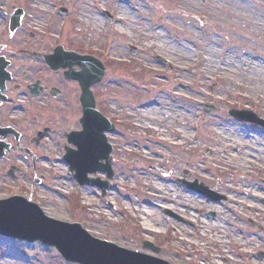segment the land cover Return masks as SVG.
Segmentation results:
<instances>
[{"label": "rangeland", "instance_id": "374dc122", "mask_svg": "<svg viewBox=\"0 0 264 264\" xmlns=\"http://www.w3.org/2000/svg\"><path fill=\"white\" fill-rule=\"evenodd\" d=\"M2 3L9 11L13 4L27 7L18 33L32 32L39 45L56 43L104 62L106 75L94 91L116 131L108 134L114 177L103 195L97 187L79 185L64 160L65 145L74 147L66 133L80 128L78 106H71L64 120L50 121L54 131L39 147L32 139L44 120L22 117L26 133L19 144L29 152L15 149L0 159V199L25 197L49 209L51 218L79 222L98 239L171 264H264V219L224 205L238 185L264 192V163L248 167L242 157L247 140L264 144V130L228 113L247 108L264 117V0ZM61 7L68 9L67 17L59 14ZM121 10L130 17L122 19ZM107 11L115 15L112 25ZM1 18L0 36L9 32V20ZM161 41L176 50L177 45L188 47L191 54L175 58L158 49ZM207 61L214 62L213 70L206 69ZM153 103L155 109L177 111L180 124L147 116ZM205 103L220 110L206 116ZM261 157L264 161V153ZM14 165L20 169L16 179L8 174ZM89 177L107 180L105 173ZM183 181L204 184L222 198H206ZM161 184L188 203L177 207L158 198L155 187ZM150 199L161 206L154 216L146 212ZM213 204L215 210H208ZM218 234L225 239L219 241ZM145 241L161 252L144 248ZM7 263L70 264L42 243L0 236V264Z\"/></svg>", "mask_w": 264, "mask_h": 264}, {"label": "water", "instance_id": "95a60500", "mask_svg": "<svg viewBox=\"0 0 264 264\" xmlns=\"http://www.w3.org/2000/svg\"><path fill=\"white\" fill-rule=\"evenodd\" d=\"M74 55V53H67L69 57L88 59ZM82 65H85L81 73L84 86L82 95L84 117L81 121L84 130L69 135L70 142L75 144L78 150H69L65 159L70 164L71 171L76 172L75 177L81 184L100 185L105 190L109 186L107 182L88 177L89 173L98 171L107 172L109 178L113 177L110 157L112 147L108 144L105 132L114 130V126L96 110L95 99L90 90V86L102 78L104 67L101 64L94 69L86 63ZM213 108L210 106V109ZM231 114L241 120L256 122L264 126V120L251 111L232 110ZM2 155L3 153L0 152V156ZM100 160L107 162L100 164ZM204 192L211 195L207 189ZM0 235L20 240H39L56 247L67 261L80 264H169L160 258L94 238L80 224H70L49 218L39 205L19 196L0 200ZM145 246L157 252L160 251L151 243L146 242Z\"/></svg>", "mask_w": 264, "mask_h": 264}, {"label": "flooded vegetation", "instance_id": "af4514ba", "mask_svg": "<svg viewBox=\"0 0 264 264\" xmlns=\"http://www.w3.org/2000/svg\"><path fill=\"white\" fill-rule=\"evenodd\" d=\"M14 9L15 7L12 6L10 11ZM10 11L4 4L0 8V16L7 23L11 19ZM3 12L5 15L2 14ZM21 28L20 25L17 30L11 31L9 26V32L0 36V130L8 128L12 131L6 138L11 143L10 151L18 149L29 152L27 147L23 148L19 144L26 133V127L21 123L22 117L35 119L41 117L44 120L42 129L49 128L52 133L54 128L50 121L59 118L64 120L71 106H78L81 112L79 99L81 88L78 81L66 76L65 69L53 71L47 66L44 55L54 53L56 43L45 42L48 44L39 45L35 40L36 34L18 33ZM81 54L90 53L81 51ZM17 57L21 59L20 64L16 61ZM38 65L43 67L39 68ZM73 70L78 71L79 67L75 66ZM39 91L42 92L38 96ZM38 103L41 107L37 105ZM43 141L39 145L36 143V147H39Z\"/></svg>", "mask_w": 264, "mask_h": 264}, {"label": "bare ground", "instance_id": "6f19581e", "mask_svg": "<svg viewBox=\"0 0 264 264\" xmlns=\"http://www.w3.org/2000/svg\"><path fill=\"white\" fill-rule=\"evenodd\" d=\"M121 15L124 18L130 17V14L126 12L125 10L122 11ZM121 31L124 32L123 29H121ZM158 46H159L158 48L159 50L165 51L172 56L174 55L175 58H179L181 55L187 57V56H190L191 54L188 47H185L183 45H177V50H176L173 45L169 44L166 41H161L160 43H158ZM214 68H215V65L213 61L206 62L207 70H213ZM252 90H254V88H252ZM154 104L155 103L150 104V108L147 111V116H151V117H155L159 119L163 116L164 119H168L170 121L175 120L178 123V125L180 124V118H179L180 116L177 111H167L165 108L155 109L153 108ZM178 136L180 138V134H178ZM246 143H247L246 147H244L243 153H242L244 164H246V166L248 167H250L251 164L253 163L263 164L264 161H262L263 158L261 156H262V153H264V144L260 145L256 141L250 142V140H247ZM155 190H157L155 194H157L158 198H166L169 202L177 203V207L181 206L182 204L184 205L188 203V199L186 197L181 196L177 191L171 189L170 187L166 188L165 186L161 184L159 187H155ZM231 193H234V195L232 194L233 195L232 196ZM229 194L230 195H227L226 200L224 201V205L227 204L230 207L233 206L235 208H242L244 209L245 214H247L248 212L253 215H258L264 219V206H261L259 204L261 201L264 200V192L260 191L258 188L238 185L235 188V191L229 192ZM145 203L150 207L148 208V210H146V212L150 216H154V211H156L157 209H160L161 207L160 204L154 199L145 201ZM208 210H215V205H214V208L210 207ZM44 211L50 216L53 215L49 209L48 210L44 209ZM218 235H220L218 239L219 241H223V239H225V237L222 234H218ZM229 238L228 240L230 242ZM7 264H12V263H7Z\"/></svg>", "mask_w": 264, "mask_h": 264}]
</instances>
